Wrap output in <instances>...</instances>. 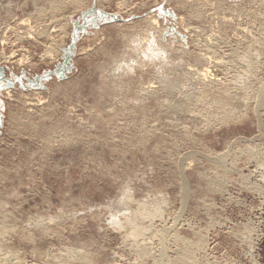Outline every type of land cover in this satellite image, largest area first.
<instances>
[{"label": "rangeland", "instance_id": "rangeland-1", "mask_svg": "<svg viewBox=\"0 0 264 264\" xmlns=\"http://www.w3.org/2000/svg\"><path fill=\"white\" fill-rule=\"evenodd\" d=\"M87 263L264 264V0H0V264Z\"/></svg>", "mask_w": 264, "mask_h": 264}, {"label": "bare ground", "instance_id": "bare-ground-1", "mask_svg": "<svg viewBox=\"0 0 264 264\" xmlns=\"http://www.w3.org/2000/svg\"><path fill=\"white\" fill-rule=\"evenodd\" d=\"M50 1V0H49ZM150 18V17H149ZM151 19V27H157L158 25V22L154 19V18H150ZM25 23V22H24ZM151 28L149 30H146V38H151L152 34L154 33H151L154 28ZM151 33V34H150ZM24 34V33H23ZM48 35V34H47ZM145 38V39H146ZM160 40H161V37H160ZM129 45V44H128ZM131 49V48H130ZM139 51L140 52V55H139V61L141 60L143 63L145 60L149 61V60H158L159 63H164V64H172L174 60H170V56L168 55H165L166 53V50L164 48H162V44L161 43H158L157 41H151V42H147V41H144L143 45L142 46H139L138 47ZM138 49H134L135 51H137ZM133 51V50H132ZM139 51H138V54H139ZM126 53V52H125ZM131 53V52H130ZM125 55V54H124ZM135 55V54H133ZM199 57H197L196 59L198 60V62H200L198 64V66H189V68L187 67L186 68H182V72L180 70V74L176 77V79H173L171 81V83L173 84H178V83H182L184 81H187L188 80V76L191 75V73H195L196 76L198 75V73L201 72V74L203 73L204 77L206 75H208L207 73L210 71L209 69V66L206 65V63L204 62V60L206 61V59L203 58L202 55H198ZM202 56V57H200ZM206 56V55H205ZM204 56V57H205ZM135 57V56H134ZM170 57V58H169ZM207 58V57H206ZM136 60V57L135 59ZM134 60H126V59H122L119 61V63L115 64V68L113 70H111L109 72V81L110 82H113L114 83V86H113V91L112 93H114V91H119V92H123L125 93L126 97H129L131 99H133V101L136 102V104L138 106H140L142 108V111H147L149 110V106L152 105V103L150 102L152 99L153 96H155L157 94V91L158 89L155 86V84L157 85H160V82L161 80L157 77V80L156 82L154 81L152 84H148V86L145 87V84L142 85V81L140 82V79L138 80V78L134 77L131 75L132 71H134L135 69V63H139V62H134ZM137 61V60H136ZM140 61V62H141ZM141 62V63H142ZM21 63V62H20ZM142 63V64H143ZM147 63V62H146ZM148 64V63H147ZM138 66V64H137ZM144 66V65H142ZM147 66V65H146ZM152 66V65H151ZM104 68V67H103ZM110 69V68H109ZM144 69V67H143ZM160 70V69H159ZM184 70V71H183ZM157 71V69H156ZM158 72V71H157ZM136 73V72H135ZM199 74L198 77L201 75ZM105 75V74H104ZM161 72H160V76H161ZM138 76V75H137ZM200 78V77H199ZM198 78V79H199ZM190 79V78H189ZM108 83V82H107ZM142 83V84H141ZM80 85V84H79ZM103 86V85H102ZM75 87V86H74ZM70 89V88H69ZM105 89V88H104ZM97 90V89H96ZM101 90V89H100ZM112 90V89H111ZM207 91V90H206ZM205 92V91H204ZM209 92V91H208ZM207 92V93H208ZM212 92V91H210ZM100 93V92H99ZM135 93V94H133ZM137 93V94H136ZM206 93V92H205ZM65 94V93H64ZM100 95V94H99ZM117 95V94H116ZM206 95V94H205ZM208 95V94H207ZM210 95V94H209ZM152 96V97H151ZM202 96V95H201ZM214 96V95H212ZM221 96V95H220ZM123 97V96H122ZM203 97V96H202ZM208 97V96H207ZM211 97V95H210ZM218 97V96H216ZM220 98V97H219ZM158 98L155 99V101L157 100ZM203 99V98H202ZM224 99L222 97V100H218L217 101V104L218 105H222L223 102H224ZM198 100V98H197ZM200 101V100H198ZM194 103V102H193ZM201 103V102H200ZM216 104V103H215ZM206 105V104H205ZM217 105V106H218ZM224 106V104H223ZM220 108V107H219ZM146 109V110H145ZM222 109V107H221ZM141 110V109H140ZM141 112V111H139ZM142 115V114H141ZM80 120V119H79ZM111 120V119H110ZM127 126V125H126ZM127 129V128H126ZM138 133V132H137ZM131 135V134H130ZM147 135V134H146ZM140 137V136H139ZM145 137V136H144ZM140 141L139 142H145L144 141V138L143 137H140ZM147 138V137H146ZM123 153V151H122ZM126 153V152H125ZM115 204V203H114ZM141 204V203H140ZM118 206V213L116 214H111V221L112 222H109L110 224L113 223L114 225H121L120 222H121V218L119 217V213L120 212H123L126 213V212H130V215H123L125 217V222H127V224H133V226H138L135 231L136 233L139 231L140 233H142L141 231H143L142 227L139 228V224L140 222L137 223L138 219L140 218H143L145 220L144 217H146L147 219L146 220H149L151 216H155L154 214H151V211H147V207L144 205L142 206H139V207H130V203L128 202V200H123V201H120V202H117L116 204ZM139 205V204H138ZM149 205V204H148ZM162 205V204H161ZM116 206V208H117ZM151 206V205H150ZM154 206V205H153ZM102 208V207H101ZM115 208V210H116ZM92 209V208H91ZM111 211V209H109ZM153 211V210H152ZM155 211H153L154 213ZM94 213V212H93ZM113 213V211H112ZM123 213V214H124ZM119 214V215H118ZM122 216V215H121ZM122 216V217H123ZM123 217V219H124ZM149 218V219H148ZM110 219V218H109ZM143 220V221H144ZM142 221V219H141ZM116 227V226H115ZM118 227V226H117ZM134 230V229H133ZM147 231V230H146ZM145 232V230H144ZM138 234V233H137ZM140 235V234H139ZM165 253V252H164ZM86 260V259H85ZM89 260V259H88ZM184 262V261H183ZM88 264V263H87ZM182 264V263H181ZM184 264V263H183Z\"/></svg>", "mask_w": 264, "mask_h": 264}]
</instances>
